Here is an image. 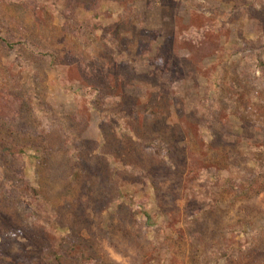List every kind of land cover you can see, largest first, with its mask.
<instances>
[{"label": "rangeland", "instance_id": "1", "mask_svg": "<svg viewBox=\"0 0 264 264\" xmlns=\"http://www.w3.org/2000/svg\"><path fill=\"white\" fill-rule=\"evenodd\" d=\"M0 264H264V0H0Z\"/></svg>", "mask_w": 264, "mask_h": 264}]
</instances>
